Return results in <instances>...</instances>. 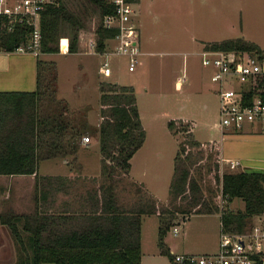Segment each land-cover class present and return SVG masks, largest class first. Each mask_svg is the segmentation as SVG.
Returning a JSON list of instances; mask_svg holds the SVG:
<instances>
[{
    "label": "rangeland",
    "instance_id": "rangeland-1",
    "mask_svg": "<svg viewBox=\"0 0 264 264\" xmlns=\"http://www.w3.org/2000/svg\"><path fill=\"white\" fill-rule=\"evenodd\" d=\"M65 2L81 19L79 44L87 47L101 20L99 8L89 0ZM131 5L138 18L139 44L146 51L135 70L129 69L128 56L123 54H39L41 59L54 64L52 70L44 72L45 83L50 85L49 92L55 88L54 97L59 103L48 102L59 106L77 128L86 131L80 135L73 153L41 159L37 175L0 173V215L58 211L59 204L48 202L46 193L49 175L58 170L78 178L70 182L69 197L74 201V213L70 215L74 218L69 223H78L79 217L92 212L86 189L92 191L101 183H109L101 169L100 84L103 80L131 84L147 135L130 159V174L118 167L115 190L120 206L126 210L141 206L154 209L142 213L143 263L171 264L170 254L162 251L159 242L161 224L165 226L163 240L170 253L211 252L219 248L223 211L244 208L242 198L223 196L218 179V173L221 175L228 167L219 159L217 144L229 127H222L219 87L211 77L213 66L202 63V50L207 41L238 35L255 40L264 48V0H137ZM66 39L69 40L68 36ZM107 41L111 47L114 41ZM106 58L111 64L110 74L100 70ZM179 76H185L180 87L176 83ZM239 85L238 80L234 82L235 87ZM172 117L185 118L181 124L178 121L174 132L168 125ZM191 132L200 144H191L193 154L188 164L199 181L205 203L211 206L210 212L194 211L196 205L190 202V190L178 196L171 190L175 156L181 141L189 142ZM85 134H90V140H84ZM181 208H188L187 212ZM258 221L259 216L253 215L247 225ZM0 226L4 228V235L0 236V244L4 243L0 247V264H15L19 252L16 239L1 217ZM174 226L179 227L178 233Z\"/></svg>",
    "mask_w": 264,
    "mask_h": 264
},
{
    "label": "trees",
    "instance_id": "trees-1",
    "mask_svg": "<svg viewBox=\"0 0 264 264\" xmlns=\"http://www.w3.org/2000/svg\"><path fill=\"white\" fill-rule=\"evenodd\" d=\"M89 1L96 4L100 11L101 20L96 27V35L98 47L103 48L107 38L118 31L102 22L105 14L115 11V5L110 0ZM41 24L43 52L59 51L63 36L69 38V51L79 50L81 19L65 0H55L50 4L42 13ZM26 34V27L18 26L16 30L2 35L1 44L13 49L27 39ZM62 41L66 46V37ZM206 47L247 49L264 55V48L257 41L243 35L207 41ZM53 66L49 61L38 58L35 89H0V173L37 175L41 159L73 153L80 135L86 131L77 128L69 115L65 116V111L58 109L59 106H52L59 102L54 97L55 88H52L54 92H49L50 85L45 83L44 72L48 68L52 70ZM101 91L102 117L98 136L101 169L109 183L98 186L100 209L78 223H69L66 215L62 221V215L40 210L0 215L1 220L9 225L19 248L15 264H142V213L154 209L141 206L126 210L120 206L115 190V174L119 166L129 172L130 159L145 141L147 132L133 85L103 80ZM258 93L264 95V74L257 75L250 84L249 100ZM48 100H53L55 104L50 105ZM183 120L173 117L168 125L177 131L176 124L178 121L183 123ZM191 133L189 142L181 141L175 156L171 190L175 196L190 190V202L198 206L194 211H210L211 206L205 203L199 181L191 174L188 164L193 154L191 144H200ZM217 168L219 171V162ZM218 179L221 180L225 198L240 197L244 200V208L223 211L222 230H241L253 215L264 212V171L225 170L221 175L218 173ZM181 209L187 212L188 208ZM164 232L165 226L161 224L159 242L162 251L170 254L171 264H175L173 254L165 246Z\"/></svg>",
    "mask_w": 264,
    "mask_h": 264
},
{
    "label": "built area",
    "instance_id": "built-area-1",
    "mask_svg": "<svg viewBox=\"0 0 264 264\" xmlns=\"http://www.w3.org/2000/svg\"><path fill=\"white\" fill-rule=\"evenodd\" d=\"M55 0H0V50L32 52L42 51V13ZM115 11L103 16L106 27L117 28L111 47H98L95 32L88 39L87 50L99 53H116L128 56V67L134 69L143 53L140 29L131 0H110ZM24 26L27 39L13 49L2 46V35ZM202 63L213 66L212 79L218 84L221 96V124L223 128L242 130L246 123H259L264 128V95L255 94L249 100L250 84L257 75L264 74V55L247 49H214L204 47ZM100 70L112 72L109 58L101 62ZM239 81V87L234 86ZM228 85V86H227ZM84 140H90L85 134ZM230 169L242 165L239 158H222ZM260 221L252 222L241 230H222L219 248L211 252H175V264H264V213ZM174 232L179 227L174 226Z\"/></svg>",
    "mask_w": 264,
    "mask_h": 264
},
{
    "label": "crops",
    "instance_id": "crops-1",
    "mask_svg": "<svg viewBox=\"0 0 264 264\" xmlns=\"http://www.w3.org/2000/svg\"><path fill=\"white\" fill-rule=\"evenodd\" d=\"M135 17L138 20L136 13H135ZM68 46H69V40L67 41L66 46H64L61 41L59 51H63V52L69 51ZM83 46L84 47L82 48V46L79 44V50L69 51V52L90 53V51L87 50V47L85 45ZM105 46L108 47L107 40ZM142 51L146 52L145 50ZM38 58H39V54L37 55L32 52H19V51L9 52V51L0 50V89H30V90L35 89L38 80V68H37ZM137 66L134 69H130V70H135ZM183 79H185V76L178 77L176 81L178 87H180V85L182 84ZM100 89H101V84H100ZM101 92L102 91L100 90V100H101ZM175 118H179V117H175ZM247 124L249 125L242 130L236 131L230 128L226 129V132L223 133L220 143L217 144L220 152L219 158H221L222 165L226 164V167H228L227 170L244 169L251 171L252 170L264 171V128L261 124H257V123H247ZM172 131L174 132V130ZM222 158H239L242 162V165L237 169H230L226 161L222 160ZM130 171H131V166L128 172L129 174ZM64 173L65 172L60 170L51 172V174L49 175L50 179H48L47 182L48 185L46 187V193H47L48 202L51 201V204L53 203L59 204L56 207L59 210L51 211V213L62 215V221L65 219L64 216L66 215L65 217H68V222H70V220L74 218V215H70L74 213L72 211L74 209L73 208L74 201L69 197L70 192L72 190L70 187V182L72 179H75L77 177L71 176L70 172L63 175ZM33 174L35 173H30V175ZM85 192H86L87 201L93 204L92 206L93 211L90 213L88 212L86 216H83L81 219L79 217L78 219L79 222L84 221L83 220L84 218H89L91 214L94 215L96 211L100 209L99 207L100 202L98 200V197L100 196V189L98 190V187L97 188L94 187L92 188V191L86 189ZM53 209L54 206H52L51 210ZM203 212H210V211H203ZM79 213L80 212L77 211V214ZM3 229L4 228L0 226V236L2 237L4 235ZM1 246H4V243H1L0 247ZM141 260H142V264H144L143 256Z\"/></svg>",
    "mask_w": 264,
    "mask_h": 264
}]
</instances>
